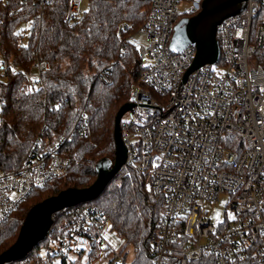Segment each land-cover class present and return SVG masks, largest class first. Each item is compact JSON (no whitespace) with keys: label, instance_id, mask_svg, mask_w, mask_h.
<instances>
[{"label":"built area","instance_id":"built-area-1","mask_svg":"<svg viewBox=\"0 0 264 264\" xmlns=\"http://www.w3.org/2000/svg\"><path fill=\"white\" fill-rule=\"evenodd\" d=\"M147 1L136 31L146 43L131 36L144 70L121 133L124 166L142 174L146 189L164 201L151 239L153 264H189L206 256L216 264H264V0H247L240 12L224 18L216 31L219 60L186 78L196 44L172 51L171 37L180 17L197 13L203 0ZM82 2L69 0L66 20L83 15ZM25 38L23 30L20 43ZM48 67L36 59L23 88L42 85ZM10 69L17 67L0 57V74ZM101 79L110 83V71ZM88 130L89 118L80 113L68 132L41 131L16 167L0 170L1 222L34 188L68 171V145ZM89 201L66 212L68 225L57 233L50 249L56 256L46 264L132 263L124 244L115 242L123 238L111 219ZM220 202L223 213L214 219Z\"/></svg>","mask_w":264,"mask_h":264},{"label":"trees","instance_id":"trees-1","mask_svg":"<svg viewBox=\"0 0 264 264\" xmlns=\"http://www.w3.org/2000/svg\"><path fill=\"white\" fill-rule=\"evenodd\" d=\"M68 3L0 0V57L17 67L6 76L0 74V170L16 167L41 131L59 135L68 132L80 113L89 118L88 133L68 145V171L34 188L6 221H0V255L16 242L36 205L67 189L91 187L99 177L97 163L105 158L115 161L116 114L141 82L144 63L131 36L145 20L148 1L88 0L83 15L74 20L65 19ZM122 22L128 29L120 28ZM23 30L28 31L25 44L17 35ZM36 59L48 61L49 67L42 74V85L26 90L25 73ZM108 71L112 81L105 83L101 75ZM89 202L111 219L125 240L124 248L131 251V264H153L151 239L164 201L146 189L142 174L123 165ZM75 205L53 212L50 232L22 258L4 264L46 263L56 256L50 250L52 243L68 225L66 212ZM42 248L46 256L40 254ZM189 264L216 263L206 256Z\"/></svg>","mask_w":264,"mask_h":264},{"label":"water","instance_id":"water-1","mask_svg":"<svg viewBox=\"0 0 264 264\" xmlns=\"http://www.w3.org/2000/svg\"><path fill=\"white\" fill-rule=\"evenodd\" d=\"M246 1L247 0H221V1L203 0V9L198 14H196L195 16L191 17L188 20L178 21L177 24H180L181 26L186 21L185 27L187 28V31L183 35H180V36H179V31H177L176 38L172 39L170 42V49L172 51H179L190 43H195L197 47V51H196V55L193 60V63L186 71L184 78H186L187 75L191 71H193L195 68L205 63H213L219 60L220 48H219L218 39L216 37L217 26L224 18L240 12L245 7ZM233 5H238V6H236L233 9H230ZM203 26L210 28V31L213 32V37H214V41L216 45V53L209 54V55L204 53L203 41L201 40V37L199 34ZM132 106H133V103L128 102L122 105L116 114L115 129H114L115 139H116V159L115 161L112 162L110 159L105 158V159H101L97 163V170L99 173V177L91 187L86 188V189H78L84 192L82 195L69 199L67 201H63L59 204L50 206L47 209H39V207L42 206L43 203L47 202L52 197L36 205L31 210L24 225L22 226L16 242L13 244V246L9 250H7L5 253L0 255V264H4L10 260L22 258L23 256L21 257L15 256V252L19 248L24 235L30 229H32L37 224H39L42 220L49 218L48 229L38 239L45 237L47 235V232L49 231V227L51 224V215L53 212L59 211L71 205H75L79 202L92 200L97 195L100 194V192L103 190L106 184L110 181V179L125 164L126 147L122 139L121 119L123 115ZM71 189H75V188H71ZM37 240L32 244V246L37 242ZM31 247L27 250V252L31 249Z\"/></svg>","mask_w":264,"mask_h":264},{"label":"rangeland","instance_id":"rangeland-1","mask_svg":"<svg viewBox=\"0 0 264 264\" xmlns=\"http://www.w3.org/2000/svg\"><path fill=\"white\" fill-rule=\"evenodd\" d=\"M215 1H217V0H215ZM218 1H221V0H218ZM236 6H238V5H233L230 9H233ZM82 7H83V10H85L88 7V0H83ZM180 19L178 21H180ZM215 19H217V18H215ZM177 23L178 22H176L174 25V31H173L171 40L176 38L177 31H179V36L183 35L187 31V28L185 27V22L182 24V26L180 24H177ZM27 32L28 31H25V34H27ZM135 33H134V38L136 40L146 43V38L144 35L138 34V33L135 34ZM199 34H200L201 40L203 41L204 53L207 55L216 53V45H215V41H214V37H213V32L210 31V28L203 26L202 29L200 30ZM123 116H126V113ZM83 193L84 192L82 190H78V189L65 190L64 192L60 193L59 195H56V196L52 197L51 199H49L47 202L43 203L42 206L39 207V209H47L50 206L59 204L63 201H67V200L72 199V198H75L77 196L82 195ZM223 210H224V203L220 202L219 204L216 205V210L212 212L213 218L216 219V216L222 214ZM48 225H49V218H46V219L42 220L39 224H37L35 227L30 229L24 235L23 240H22L19 248L15 252V256H17V257L24 256L25 253L27 252V250L32 246V244L39 237H41L43 235V233H45V231L48 229ZM114 238L116 239L115 240L116 243L120 242L119 246H122L125 242L124 239L119 240L118 236L114 237ZM114 238H112V239H114ZM52 246L54 247L53 244H52ZM40 254L42 256H46V249L42 248L40 250ZM129 254L132 255L131 251L129 252ZM59 259H60L59 256L54 258L55 261H58ZM27 264H46V263L41 262V261H39V262L38 261H31V262H28Z\"/></svg>","mask_w":264,"mask_h":264},{"label":"flooded vegetation","instance_id":"flooded-vegetation-1","mask_svg":"<svg viewBox=\"0 0 264 264\" xmlns=\"http://www.w3.org/2000/svg\"><path fill=\"white\" fill-rule=\"evenodd\" d=\"M203 9V2L202 4L200 5V9L197 13H193V14H188V15H185V16H182L180 17L181 19L180 20H188L190 19L191 17L195 16L196 14H198L201 10ZM186 22V21H185Z\"/></svg>","mask_w":264,"mask_h":264},{"label":"snow or ice","instance_id":"snow-or-ice-1","mask_svg":"<svg viewBox=\"0 0 264 264\" xmlns=\"http://www.w3.org/2000/svg\"><path fill=\"white\" fill-rule=\"evenodd\" d=\"M20 33H17V35H19ZM24 47H27L26 45L24 46ZM232 218H234V217H232Z\"/></svg>","mask_w":264,"mask_h":264}]
</instances>
